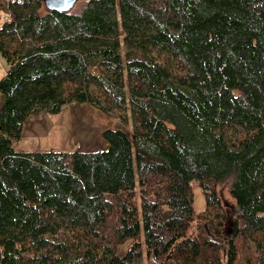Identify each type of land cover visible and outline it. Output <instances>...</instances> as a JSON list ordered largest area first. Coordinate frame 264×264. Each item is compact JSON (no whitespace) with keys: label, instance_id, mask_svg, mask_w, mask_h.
Segmentation results:
<instances>
[{"label":"trees","instance_id":"16d2710c","mask_svg":"<svg viewBox=\"0 0 264 264\" xmlns=\"http://www.w3.org/2000/svg\"><path fill=\"white\" fill-rule=\"evenodd\" d=\"M78 6L24 0L0 31V263L264 264V0ZM74 102L120 119L107 151L14 150L30 116Z\"/></svg>","mask_w":264,"mask_h":264},{"label":"rangeland","instance_id":"374dc122","mask_svg":"<svg viewBox=\"0 0 264 264\" xmlns=\"http://www.w3.org/2000/svg\"><path fill=\"white\" fill-rule=\"evenodd\" d=\"M80 6L81 4L78 8ZM1 17H4V15H1ZM8 69L7 61L0 54V80L7 73ZM3 102L4 96L0 93V109ZM119 121V118L106 115L101 109L90 103L74 102L65 107L57 115H51L47 111H42L39 114L30 116L24 123L21 139L14 144L13 148L19 153L49 151L67 153L105 152L109 149V144L103 138V133L106 130L117 129ZM192 186L194 210L196 215H200L206 210L207 205L204 191L197 182H194ZM227 186L225 185L220 189L222 197L228 205L226 209L228 219L224 227L225 236H228L231 231L235 234L234 226L232 227L228 224V221L234 223L239 213L235 202L228 194ZM208 225L201 226L203 228L199 231L204 233L209 239L224 245L225 241L215 236L212 228ZM196 232H198V229L194 228L191 235ZM141 236L143 239V231ZM133 243L134 241L130 240L121 245L116 255H125Z\"/></svg>","mask_w":264,"mask_h":264},{"label":"water","instance_id":"95a60500","mask_svg":"<svg viewBox=\"0 0 264 264\" xmlns=\"http://www.w3.org/2000/svg\"><path fill=\"white\" fill-rule=\"evenodd\" d=\"M83 1H90V0H42L47 11L57 12L60 14L72 13L76 9L77 5ZM0 8H1V0H0ZM225 205L228 206L227 202H225ZM228 224H230L232 227L234 226L233 223H231L230 221H228ZM233 235L234 232L232 231L228 234L229 237Z\"/></svg>","mask_w":264,"mask_h":264},{"label":"built area","instance_id":"2783aa9c","mask_svg":"<svg viewBox=\"0 0 264 264\" xmlns=\"http://www.w3.org/2000/svg\"><path fill=\"white\" fill-rule=\"evenodd\" d=\"M24 0H6L5 2V10L2 12L1 15H4V17H1L0 15V31L3 30L5 24L11 21L12 13H11V6L14 4H22Z\"/></svg>","mask_w":264,"mask_h":264}]
</instances>
